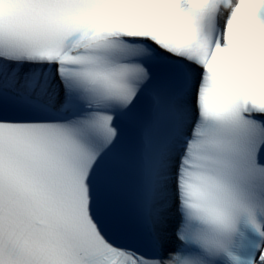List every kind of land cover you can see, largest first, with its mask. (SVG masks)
<instances>
[{"label": "snow or ice", "instance_id": "obj_1", "mask_svg": "<svg viewBox=\"0 0 264 264\" xmlns=\"http://www.w3.org/2000/svg\"><path fill=\"white\" fill-rule=\"evenodd\" d=\"M0 264H264V0H0Z\"/></svg>", "mask_w": 264, "mask_h": 264}]
</instances>
